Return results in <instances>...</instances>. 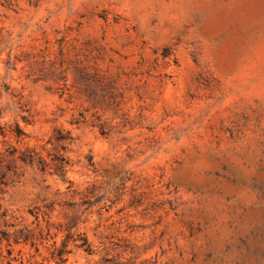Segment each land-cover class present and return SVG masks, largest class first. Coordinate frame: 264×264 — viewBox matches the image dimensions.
<instances>
[{
    "label": "rangeland",
    "instance_id": "1",
    "mask_svg": "<svg viewBox=\"0 0 264 264\" xmlns=\"http://www.w3.org/2000/svg\"><path fill=\"white\" fill-rule=\"evenodd\" d=\"M0 264H264V0H0Z\"/></svg>",
    "mask_w": 264,
    "mask_h": 264
}]
</instances>
